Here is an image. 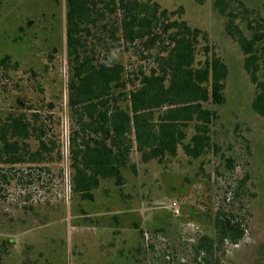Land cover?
I'll return each mask as SVG.
<instances>
[{"label": "rangeland", "instance_id": "rangeland-1", "mask_svg": "<svg viewBox=\"0 0 264 264\" xmlns=\"http://www.w3.org/2000/svg\"><path fill=\"white\" fill-rule=\"evenodd\" d=\"M158 1L183 6L229 66L215 146L197 159L180 150L166 168L134 153L126 184L102 180L90 201L70 187L66 0H0V60H11L0 67V115L35 108L56 143L41 163L0 164V264H264V117L243 53L214 0ZM243 1L263 9L264 0ZM219 217L243 235L207 253Z\"/></svg>", "mask_w": 264, "mask_h": 264}, {"label": "trees", "instance_id": "trees-1", "mask_svg": "<svg viewBox=\"0 0 264 264\" xmlns=\"http://www.w3.org/2000/svg\"><path fill=\"white\" fill-rule=\"evenodd\" d=\"M214 6L243 53L255 87L252 107L264 117V5L214 0ZM184 15L183 6L170 9L158 0H66L72 194L93 201L102 180L122 188L125 170L136 172L134 153L142 163L154 160L166 168L180 150L197 159L215 146V107L226 102L229 66L209 33ZM10 61L5 55L0 67ZM32 109L31 115H0V164L25 157L41 163L56 147L42 114ZM32 137L35 150L25 145ZM239 225L219 217L217 239L198 249L210 253L226 239L237 243Z\"/></svg>", "mask_w": 264, "mask_h": 264}, {"label": "built area", "instance_id": "built-area-1", "mask_svg": "<svg viewBox=\"0 0 264 264\" xmlns=\"http://www.w3.org/2000/svg\"><path fill=\"white\" fill-rule=\"evenodd\" d=\"M175 204V203H174Z\"/></svg>", "mask_w": 264, "mask_h": 264}]
</instances>
